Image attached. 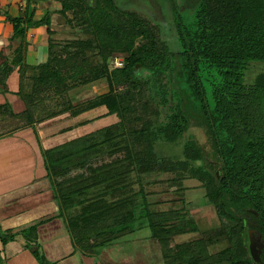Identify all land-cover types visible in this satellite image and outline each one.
Instances as JSON below:
<instances>
[{"label": "trees", "instance_id": "16d2710c", "mask_svg": "<svg viewBox=\"0 0 264 264\" xmlns=\"http://www.w3.org/2000/svg\"><path fill=\"white\" fill-rule=\"evenodd\" d=\"M31 1L28 0V2ZM55 1L60 3V8L48 10L41 19H34V15H29L27 10L16 17L6 14L14 25L15 32L12 40L18 39L19 46L13 66L6 63L0 66V90L8 91L6 82L8 76L14 71V66L20 69L30 66L28 64L22 66L23 62H21L24 58L22 51H26L29 46L26 40L27 30L43 25L48 30L50 54L48 68L38 70L39 73L35 76L33 86L28 92L24 90V85L17 92L26 105L23 112L26 124L47 122L67 113L69 117L74 118L100 106H106V113L70 125L60 133L88 125L104 117L118 116L124 121V112L131 110L132 107L127 101L132 97V92L131 90L119 92L116 86L136 81L137 65L146 66L157 57L155 39L153 35H150L149 28L145 29L147 27L140 25V22L134 18V13L119 6L116 0H109L110 4L108 0ZM196 1L183 0L182 3H178V0H174L172 2L179 48L176 52H163L168 55H177L176 63L171 62L170 68L174 70V78L183 87L187 114L193 117L194 113L196 114L198 125L204 129L207 140L205 144H202L192 138L185 146V159L171 161L170 166H173L171 168L180 167L187 171L188 177L201 181L207 191L206 196L211 197L220 218L224 217L230 222L229 231L234 233L233 229L237 227L236 234L239 235V246L235 249L237 252L234 254L231 250L233 248L227 249L226 252L212 257V262L214 264H264V246L260 262H255L249 251L250 230L264 243V122L256 119L251 122L248 116L245 118L246 114L243 112L248 109L245 108L247 101H251L252 97L259 95L260 92L264 94V71L256 75L252 84L246 81V71L252 62L264 65V0H199L196 14L190 17L188 5ZM106 7L109 9L107 10ZM69 11H73L75 16L71 18L68 15ZM55 13L65 18L64 25L70 28L74 29L80 24L85 25L86 31L95 33L96 44H93L91 38L85 42L78 40L70 44H58L53 41L52 35L60 31L58 30L59 21L55 22L53 19ZM141 36H145V39L136 48L135 42ZM88 48L99 49L98 52L102 56L99 63H92L86 52ZM116 52L127 53L124 65L109 70V59ZM102 79L108 80L107 91L84 101L80 98L76 101L71 100L66 108L51 114L36 116L47 111L42 93L45 92L47 96L49 94L51 99V92L57 97L62 95L69 81H74L76 85L80 82L92 83ZM144 82L148 80L144 79ZM200 82L202 85V82H208L209 88H204V85L201 88ZM206 89L213 93L215 103H209L207 99L201 97L206 94ZM230 108L237 110L241 120L237 139L226 127V121L230 118L228 115ZM156 121L152 120L139 131H134V141L129 148L126 146L122 156L117 155L116 160L113 158L110 162L96 168L102 175L109 173L104 176L103 181L100 180L107 182L105 188L108 192L105 190L89 198L82 195L84 191H90L95 184L84 185L60 194L52 172V166L58 162V158L53 157L52 153L61 152L63 147L78 145L77 141L86 138L87 135L56 148L45 149L37 131L34 132L35 149L43 163L44 176L52 184L54 200L59 207L58 216L65 219L72 238L77 244H91L90 247H94L92 248L94 252L99 254L114 237L122 232H134L150 227L152 236L158 238V231L162 229L161 223H171L181 218L180 215H175L156 220L143 190L135 191L133 188L124 197V201L131 204V209L122 213L120 217L98 219L93 208H88L97 201L108 200V193H115L122 187L120 182L122 175L125 176L133 169L144 171L148 163L163 162L164 157L154 150L155 141L163 139L166 143H177L180 141L182 132L188 128L185 125L179 127L176 121ZM135 141L144 145L143 151L133 150ZM122 151L123 148L117 149L113 155ZM48 154H51V159H48ZM194 160H201V164H192ZM114 163L122 165L126 170L122 173L117 172V168L111 171ZM131 165L135 167L131 168ZM113 201L121 202L120 199ZM113 204L115 202L109 203L110 206L106 205L111 210ZM84 219L90 223L86 233L79 225V221ZM103 222L107 224L101 226ZM170 228L179 231L177 224L167 229ZM195 229L198 230V225H195ZM105 236L107 238H104ZM91 237H94L95 241H90L94 239ZM210 237L211 235L208 236ZM164 249L166 259H169V253L166 248ZM171 257V264H184L188 256L185 252L177 251L172 253ZM196 259L193 258V261L195 260L198 264Z\"/></svg>", "mask_w": 264, "mask_h": 264}, {"label": "rangeland", "instance_id": "374dc122", "mask_svg": "<svg viewBox=\"0 0 264 264\" xmlns=\"http://www.w3.org/2000/svg\"><path fill=\"white\" fill-rule=\"evenodd\" d=\"M173 1L116 0L119 6L124 7L126 11L134 13L133 16L140 22V25L147 27L143 28H149L150 35H153L155 39V48L157 50V57L151 63H148L146 65L147 67L140 64L137 65L136 81L116 86V90L118 89L119 92H123L122 90H131L132 92V97L127 100L132 107L131 110L124 112V121L118 116H114V118L104 117L100 121H94L88 126L82 125L77 129L61 132L58 136L52 135L53 137H47L49 139L43 138L42 144L43 146L46 145L48 149H52L87 135L86 138H82L83 140L80 139L77 141L79 142L78 145L67 146V148L63 147L64 149L61 152L52 153L53 157L58 158V162L52 166V172L60 194L67 193L84 185L95 184L90 191H84L82 195L83 197L89 198L105 190L108 192L105 188L107 182H101L100 180L103 181L104 176L109 173L102 175L101 171H98L96 168L110 162L113 158L116 160L117 155L122 156L126 151V146L129 148L132 141H134V131H139L152 120L155 122H157L156 120L158 122L171 120L176 121L179 127L183 125L187 126L188 128L182 132L180 141H177V143H166L163 139L155 141V152L163 156L166 161H158L152 164L148 163L144 171L133 169L128 174L126 173L125 176L122 175L120 178L122 187L118 188L115 193H108V200L97 201L88 208H93L92 210L96 212L98 219L101 217L104 220L120 217L122 213H126L131 209V204L124 201L125 195H128L127 193L131 188L135 191L142 189L147 197L150 210L155 213L156 220L175 215H180L181 218L171 223H161L160 226L162 229L158 231V238H154L150 227H146L134 232H122L114 237V239L112 238L113 240L104 248L115 244L124 245L120 248L122 250L126 248L129 253L131 252V256H135L137 254L136 246L143 244L146 253H148L146 256L153 255L151 260L145 261L146 264H171L172 253H176L177 251L185 252L188 256L184 264H196L193 258H197L198 264H214L212 257L217 254L226 252L227 249L231 248H233L231 250L234 254L237 252L235 249L239 246V235L238 233L236 234L237 227H234V233L229 231L231 227L230 222L224 217L220 218L215 204L212 203L211 197L206 196L207 191L203 187L202 182L188 177L186 170L180 167L171 168L173 166H170L171 161L185 159V146L192 138L202 144H205L207 140L204 129L198 125L196 114L194 113V117L187 114L183 87L174 78V70L170 68L171 62L173 64L176 63L177 55L166 54L171 51L176 52L179 48V43L176 39L174 13L172 11ZM182 2L183 0H178V3ZM199 2L197 0L196 2H191L189 4L190 6L188 5L190 17L196 14ZM106 9L108 10L109 8L106 7ZM68 15L71 18L75 16L73 11H69ZM57 21L60 23V26H58V30L60 31L52 35L53 41L56 43L70 44L78 40L85 42L88 38H91L93 44H96L95 33L86 31L85 25L80 24V26H75L73 29L64 25L66 20L62 16H58ZM144 39L145 36L138 37L135 42L136 48L141 45ZM27 50H29V47L26 48ZM45 50L46 57L43 56V59L39 63L24 66V68L19 69V72H22L24 90L27 92L32 88L34 78L39 73L38 70L42 71L48 68L50 54L48 47ZM98 50L97 48L93 50L88 48L86 50L90 60L94 64L99 63L102 59ZM26 51H22L23 56L26 55ZM126 55L127 53L122 52L112 54L109 59V70L117 68L118 64H120L117 61L120 58L124 60ZM9 65L13 66V63L10 62ZM14 67L16 68V66ZM262 71H264L263 64L252 62L246 71L247 83L252 84L256 75ZM86 72H84L85 76H87ZM144 79H147L148 82H144ZM202 83L205 86L204 88H209V84L207 85L208 82ZM203 85L201 84L199 86L202 88ZM69 87L70 89H68ZM108 89L107 79L92 83L80 82L76 85L74 81H69L68 87L65 86L64 93L58 95V97L51 92L50 99L49 94L47 96L45 92L42 93V96L45 97L44 107L47 111L39 115L36 114V116L51 114L52 112L66 108L71 100L76 101L80 98L84 101ZM201 97L207 99L209 103H215L214 95L209 89H206V94L204 96L201 95ZM253 97L252 99L250 98L251 101H247L245 108L248 109L243 110L246 114L245 118L248 116L251 122L254 119L264 122V94L260 92L259 95ZM105 111H107L106 106L97 109V111L95 109V111L83 113L84 115L76 117L74 121L69 120V122L71 124L72 122L81 123L83 120L92 119L103 114ZM67 114L60 115V117L68 116ZM24 115L23 111H21L14 121L7 122L6 124L1 120L0 133L12 128V126H20L22 121L26 122V119L24 120L25 117H23ZM228 115L230 118H226V127L231 132L230 134L237 139L239 133L238 126L241 125L239 113L237 110L230 108ZM55 118L38 124L40 127H44L49 122H53ZM20 120L22 121L20 122ZM134 143L133 150L139 152L144 150L143 144L140 145L136 141ZM121 148H123L122 152L119 154L116 152V155H113L115 150ZM51 158V154H48V159ZM191 163L199 165L201 164V160H194ZM134 167L135 165H131V168ZM116 168L117 172L121 173L126 170H124L122 165H115V163L113 169L110 170L113 171ZM117 199H120L121 202L113 201ZM111 202H115V204L111 206L112 209L110 210L107 205L110 206L109 203ZM79 222L81 230L86 233L87 228H90V223L86 219L80 220ZM106 224L107 222H103L101 226H105ZM175 224L179 225V231H174L172 228L167 229L168 227L175 226ZM195 225H198V230L195 229ZM107 235L110 237L109 234ZM210 235L211 237L208 238ZM104 238H107V236ZM90 241H95V238L90 239ZM90 245H80L79 252L98 257V254L92 249L94 247H90ZM164 248L169 253V259H166ZM138 254L140 255V253ZM148 261L152 263H147ZM96 264L101 263L97 260ZM129 264L132 263L129 261Z\"/></svg>", "mask_w": 264, "mask_h": 264}, {"label": "crops", "instance_id": "0c3cea01", "mask_svg": "<svg viewBox=\"0 0 264 264\" xmlns=\"http://www.w3.org/2000/svg\"><path fill=\"white\" fill-rule=\"evenodd\" d=\"M59 8L60 3L55 0H0V66L13 63L19 46L18 39L12 40L14 25L6 14L16 17L27 10L37 20L48 10ZM58 16L53 15L55 22ZM47 31L43 25L27 30L29 50L21 61L22 66L37 64L46 57ZM19 69L16 66L8 76V91L0 90V122L5 124L14 121L26 109L17 94L23 85ZM101 107L104 106L95 108L96 111ZM75 119L59 116L44 127L20 120L23 123L20 126L0 133V264H96L97 260L101 264H129V261L146 264V260L153 258V255L146 256L143 244L136 246L135 256L126 248L122 250L120 247L124 245L119 244L103 248L98 257L80 253V245L73 240L65 219L58 216L52 184L44 176L43 163L35 149L34 132L37 131L43 143V138L58 136L61 130L74 125L75 122L71 124L69 120ZM44 148L48 149L46 145Z\"/></svg>", "mask_w": 264, "mask_h": 264}, {"label": "water", "instance_id": "95a60500", "mask_svg": "<svg viewBox=\"0 0 264 264\" xmlns=\"http://www.w3.org/2000/svg\"><path fill=\"white\" fill-rule=\"evenodd\" d=\"M264 243L261 242V238H256L253 234V231L250 230V243H249V251L251 256L254 258L255 262L261 261V252L263 249Z\"/></svg>", "mask_w": 264, "mask_h": 264}, {"label": "built area", "instance_id": "2783aa9c", "mask_svg": "<svg viewBox=\"0 0 264 264\" xmlns=\"http://www.w3.org/2000/svg\"><path fill=\"white\" fill-rule=\"evenodd\" d=\"M123 61H124V60L121 59V58H120V60L117 61L118 63H120V64H118V67H119V66H121V67L123 66V63H124Z\"/></svg>", "mask_w": 264, "mask_h": 264}, {"label": "flooded vegetation", "instance_id": "af4514ba", "mask_svg": "<svg viewBox=\"0 0 264 264\" xmlns=\"http://www.w3.org/2000/svg\"><path fill=\"white\" fill-rule=\"evenodd\" d=\"M254 234V233H253ZM257 238V236H255Z\"/></svg>", "mask_w": 264, "mask_h": 264}]
</instances>
